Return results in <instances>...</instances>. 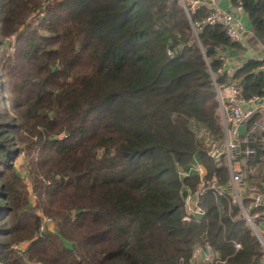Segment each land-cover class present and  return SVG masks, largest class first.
<instances>
[{"label": "trees", "instance_id": "obj_1", "mask_svg": "<svg viewBox=\"0 0 264 264\" xmlns=\"http://www.w3.org/2000/svg\"><path fill=\"white\" fill-rule=\"evenodd\" d=\"M231 2L264 44V0ZM229 49L220 25L195 36L179 0H0V264H180L206 244L219 264H262L228 196L183 220L200 177L180 169L229 181L199 138L223 137L213 75ZM261 65L235 72L243 98L264 94ZM249 164L260 187L264 149Z\"/></svg>", "mask_w": 264, "mask_h": 264}, {"label": "built area", "instance_id": "obj_2", "mask_svg": "<svg viewBox=\"0 0 264 264\" xmlns=\"http://www.w3.org/2000/svg\"><path fill=\"white\" fill-rule=\"evenodd\" d=\"M179 1L191 22L195 36L204 27L220 25L232 42L242 45L245 41L248 31L243 22L234 13L221 8L217 0ZM204 8L208 11L207 15L194 22L192 16ZM236 10L237 12L244 10L242 3L237 4ZM220 60L223 63L222 68L213 75V80L220 107L223 137H215L210 131L201 129L199 138L207 156L215 164L227 165L229 181L226 185H221L216 176L208 179L206 168L199 162L191 164L189 170L180 169L179 174L182 177H188L192 172L198 173L200 177L199 186L193 191L189 190L183 198L185 209L183 220L190 221L194 217L204 215L199 203L204 194L211 193L217 200L228 196L230 207L239 208V218L248 224L264 251V181L261 182L260 187H250L254 168L249 164L257 155V151L264 149V139H257V135L264 132V94L245 99L233 77L225 82H219V76L229 74V71H225L228 58L220 55ZM260 62L262 65L259 68L264 70V58ZM256 116L258 117L254 119ZM43 220L45 224L49 223L48 219L43 218ZM236 248L240 249L241 245L236 244ZM220 262L217 252L206 244L196 246L190 259L187 262L182 259L180 264H219ZM262 264H264V256Z\"/></svg>", "mask_w": 264, "mask_h": 264}, {"label": "crops", "instance_id": "obj_3", "mask_svg": "<svg viewBox=\"0 0 264 264\" xmlns=\"http://www.w3.org/2000/svg\"><path fill=\"white\" fill-rule=\"evenodd\" d=\"M217 4L232 13H234L241 21L245 22V28L248 31V35L241 46V49H229L225 52L220 53L228 58L225 71H229V74H224L226 76V81L231 77H234L235 72L243 66V64L248 60L260 61L264 58V44L258 40H253V32L251 24L245 10L237 12V5H233L231 0H217ZM244 131V128H242ZM264 229V223H263Z\"/></svg>", "mask_w": 264, "mask_h": 264}, {"label": "rangeland", "instance_id": "obj_4", "mask_svg": "<svg viewBox=\"0 0 264 264\" xmlns=\"http://www.w3.org/2000/svg\"><path fill=\"white\" fill-rule=\"evenodd\" d=\"M243 22V24H245V22L244 21H242ZM15 36L11 39V41L12 42H14V40H15ZM193 127V130L194 131H197L199 128H198V126L197 125H193L192 126ZM202 132V131H201ZM18 168H19V171H20V174L23 176V178H25V180H27V176H26V170L24 169V166H23V159H20L19 161H18ZM254 168V167H253ZM256 172H257V170H256V168H254L253 169V172H252V174L251 175H253V174H256ZM252 179H253V177H252ZM31 190V189H30ZM32 200H33V202H34V197L32 198ZM44 219H48L49 220V223L48 222H46V224L48 225H50L51 226V228H54V225L52 224L53 222H52V220L50 219V218H48V217H44ZM25 246H26V244H25ZM20 248H24V246H22V247H20Z\"/></svg>", "mask_w": 264, "mask_h": 264}, {"label": "water", "instance_id": "obj_5", "mask_svg": "<svg viewBox=\"0 0 264 264\" xmlns=\"http://www.w3.org/2000/svg\"><path fill=\"white\" fill-rule=\"evenodd\" d=\"M211 50H213V48Z\"/></svg>", "mask_w": 264, "mask_h": 264}]
</instances>
